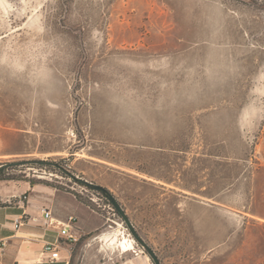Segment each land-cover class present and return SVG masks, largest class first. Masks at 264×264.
<instances>
[{"label": "rangeland", "instance_id": "obj_1", "mask_svg": "<svg viewBox=\"0 0 264 264\" xmlns=\"http://www.w3.org/2000/svg\"><path fill=\"white\" fill-rule=\"evenodd\" d=\"M24 159L55 164L6 180L95 208L119 262L150 255L80 178L161 264H264V0H0V166Z\"/></svg>", "mask_w": 264, "mask_h": 264}, {"label": "crops", "instance_id": "obj_2", "mask_svg": "<svg viewBox=\"0 0 264 264\" xmlns=\"http://www.w3.org/2000/svg\"><path fill=\"white\" fill-rule=\"evenodd\" d=\"M43 208L50 209L53 217L62 223L74 217L72 227L90 239L73 252L58 230L45 229ZM20 216L28 221L17 230L14 220ZM104 225L103 215L71 192L43 184L32 186L26 180L0 181V264H154L147 255L119 262L117 249L114 251L117 247L105 244L102 233L91 238ZM56 239L61 240L62 258L50 263L46 260L44 242ZM97 239L103 244L94 251L92 242Z\"/></svg>", "mask_w": 264, "mask_h": 264}, {"label": "built area", "instance_id": "obj_3", "mask_svg": "<svg viewBox=\"0 0 264 264\" xmlns=\"http://www.w3.org/2000/svg\"><path fill=\"white\" fill-rule=\"evenodd\" d=\"M25 199L26 197H22ZM44 220L43 226L45 229L51 230L56 229L58 230V234L60 238L66 239L67 243L70 245L69 248L73 249V246L77 244L80 239L85 236L84 234L80 233L76 229L72 227L74 217L70 218V221L67 223H62L56 220L53 215L52 211L47 208H43ZM28 219L25 216H20L14 220L15 228L18 230L21 226H23ZM61 240H47L44 242V253L46 254V260L50 263L56 262L62 258L61 253ZM142 251V250H141ZM143 252V251H142Z\"/></svg>", "mask_w": 264, "mask_h": 264}, {"label": "water", "instance_id": "obj_4", "mask_svg": "<svg viewBox=\"0 0 264 264\" xmlns=\"http://www.w3.org/2000/svg\"><path fill=\"white\" fill-rule=\"evenodd\" d=\"M28 164H39V165H46V164H55V162L50 161L48 159H24L20 161H13L9 162L6 165L7 166H18V165H28ZM1 167V166H0ZM82 183H84L87 186L92 187V189L102 192L107 195L109 201L114 205V207L117 209V211L122 215L124 221L128 225V228L130 229L132 235L134 238L141 243V245L148 251V254L150 255L151 259L153 260L154 264H161L160 258L158 254L156 253L155 249L143 239V237L140 235L136 227L134 226L133 222L131 221L130 217L126 213L124 207L120 203V201L117 199V197L110 192V190L100 184L91 182L87 179L80 178L79 179Z\"/></svg>", "mask_w": 264, "mask_h": 264}, {"label": "bare ground", "instance_id": "obj_5", "mask_svg": "<svg viewBox=\"0 0 264 264\" xmlns=\"http://www.w3.org/2000/svg\"><path fill=\"white\" fill-rule=\"evenodd\" d=\"M111 234V233H110ZM103 239H107V238H109L110 236H109V234L106 232V234H104L103 236ZM111 239H113V238H110V240ZM117 241V240H116ZM134 242H135V240H133L132 238H130V239H125V240H121V244L123 245V247L125 248V249H133V248H135V246H134ZM124 249V250H125Z\"/></svg>", "mask_w": 264, "mask_h": 264}, {"label": "trees", "instance_id": "obj_6", "mask_svg": "<svg viewBox=\"0 0 264 264\" xmlns=\"http://www.w3.org/2000/svg\"><path fill=\"white\" fill-rule=\"evenodd\" d=\"M7 163L5 164H2L1 167H0V181L2 180H6V179H9L8 177H4L5 173L8 172L10 169L14 168L15 166H7L6 165ZM31 185H35L36 183L33 182V181H30ZM90 187V186H88ZM92 188V187H90ZM94 190V189H93ZM99 192V191H98ZM106 195V194H105ZM107 196V195H106ZM79 198V197H78ZM81 200V199H80Z\"/></svg>", "mask_w": 264, "mask_h": 264}]
</instances>
